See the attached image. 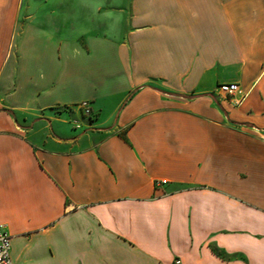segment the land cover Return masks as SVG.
Listing matches in <instances>:
<instances>
[{
    "label": "crops",
    "instance_id": "0c3cea01",
    "mask_svg": "<svg viewBox=\"0 0 264 264\" xmlns=\"http://www.w3.org/2000/svg\"><path fill=\"white\" fill-rule=\"evenodd\" d=\"M0 225L14 264H264V0H0Z\"/></svg>",
    "mask_w": 264,
    "mask_h": 264
},
{
    "label": "built area",
    "instance_id": "2783aa9c",
    "mask_svg": "<svg viewBox=\"0 0 264 264\" xmlns=\"http://www.w3.org/2000/svg\"><path fill=\"white\" fill-rule=\"evenodd\" d=\"M219 92L226 99L233 101L236 106L242 105L246 98L237 83L221 84ZM79 109L84 117H92L93 110L89 102H82ZM0 264H14L11 258V236L4 225H0Z\"/></svg>",
    "mask_w": 264,
    "mask_h": 264
},
{
    "label": "rangeland",
    "instance_id": "374dc122",
    "mask_svg": "<svg viewBox=\"0 0 264 264\" xmlns=\"http://www.w3.org/2000/svg\"><path fill=\"white\" fill-rule=\"evenodd\" d=\"M18 38H16V41H15V43H16V47H17V43H18ZM80 119H82V115H80Z\"/></svg>",
    "mask_w": 264,
    "mask_h": 264
}]
</instances>
